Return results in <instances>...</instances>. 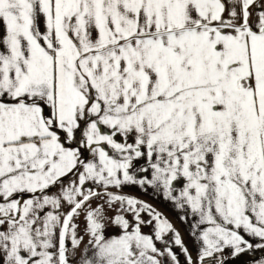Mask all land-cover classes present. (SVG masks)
I'll list each match as a JSON object with an SVG mask.
<instances>
[{"label":"snow or ice","instance_id":"obj_1","mask_svg":"<svg viewBox=\"0 0 264 264\" xmlns=\"http://www.w3.org/2000/svg\"><path fill=\"white\" fill-rule=\"evenodd\" d=\"M255 249L264 0H0V264Z\"/></svg>","mask_w":264,"mask_h":264},{"label":"crops","instance_id":"obj_2","mask_svg":"<svg viewBox=\"0 0 264 264\" xmlns=\"http://www.w3.org/2000/svg\"><path fill=\"white\" fill-rule=\"evenodd\" d=\"M136 195L142 196L143 199L152 203L158 210L163 212L171 222L180 230L185 242L188 243L191 250V239L188 235L187 224L182 223L178 218L177 211L173 210L169 202H165L162 198L157 199L152 195H145L139 191H136ZM193 256L195 257V251L193 250ZM258 256L264 258V249L247 250L244 253L238 255V257H229L228 264H250L253 259ZM254 264V263H253Z\"/></svg>","mask_w":264,"mask_h":264},{"label":"rangeland","instance_id":"obj_3","mask_svg":"<svg viewBox=\"0 0 264 264\" xmlns=\"http://www.w3.org/2000/svg\"><path fill=\"white\" fill-rule=\"evenodd\" d=\"M174 250L179 251L178 249H174ZM181 258L183 259V257H181ZM262 258H263L262 256H258L255 259H253L252 261H250L251 262L250 264H253V263L256 264V262Z\"/></svg>","mask_w":264,"mask_h":264}]
</instances>
